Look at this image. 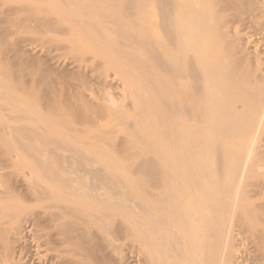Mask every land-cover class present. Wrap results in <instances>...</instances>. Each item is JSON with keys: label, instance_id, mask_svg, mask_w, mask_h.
<instances>
[{"label": "bare ground", "instance_id": "obj_1", "mask_svg": "<svg viewBox=\"0 0 264 264\" xmlns=\"http://www.w3.org/2000/svg\"><path fill=\"white\" fill-rule=\"evenodd\" d=\"M98 1L0 14H26L12 34L77 20L68 45L84 57V43L100 42L130 102L94 101L81 87L70 107L42 103L0 59V109L13 124L0 140L12 169L0 175V264L41 235L49 246L30 256L40 264H110L117 242L134 237L148 264H264V59L248 56L264 46V0ZM83 122L94 126H71Z\"/></svg>", "mask_w": 264, "mask_h": 264}, {"label": "rangeland", "instance_id": "obj_2", "mask_svg": "<svg viewBox=\"0 0 264 264\" xmlns=\"http://www.w3.org/2000/svg\"><path fill=\"white\" fill-rule=\"evenodd\" d=\"M44 1L50 4L54 3V0ZM101 3H103V0L98 1V4ZM9 5L11 7L13 6V9L17 6L27 9H32L37 6L35 0H12ZM10 6L3 4L2 0H0V14L3 11L9 10L7 8ZM53 9V12H55L51 13L53 18L61 15V11H63V8L58 10L53 7ZM25 19L26 14L24 12H19L18 14L12 13L10 15V21L0 18V59L5 61L6 67L15 70L17 73H23L25 81L29 83L31 87L34 86V88H36L39 92L42 103L55 99L58 103H61L66 107H70L75 103L77 91L82 89L81 87H86L85 93L88 96V99H93L94 97V101L96 99L99 100L100 98L106 99L108 101V105H111L110 103L113 102L112 104H116H114L115 107L119 105H130L127 95L129 92L124 88L125 79L122 74H119L117 71L111 69L108 66V63L102 60L99 56L102 52V45L100 42H98L99 44H94V42L90 39L84 43L83 45L85 48H92L91 51H88L84 57L77 56L73 52L70 45H68L69 39L72 37L70 28L73 33V29H75L73 27L75 26V23L78 22L77 20H70L68 25H66L63 30L44 28L37 25L36 22L28 21L25 22L24 26H22L20 34H12L11 21L20 22ZM251 31L252 30H249L247 32L251 33ZM247 32L243 34L244 38L249 36ZM73 34L75 35L76 31ZM250 47L251 48H249V50L251 53L248 55L249 57H260L264 59V46L257 47L253 44ZM80 66L83 68H80ZM30 67L37 70L38 74L32 75L28 70ZM107 79L109 81L108 83L105 82ZM30 89L32 90L33 88ZM45 113H49V111L46 109ZM50 116V118H58L55 113L50 114ZM99 122L102 123V121ZM10 124L13 125L9 117V111L0 109V140L6 131L4 129L11 126ZM16 125L17 124H15V126ZM65 125L70 126L69 123H66ZM123 125L124 124L117 126V129H120ZM71 126L73 128L77 127V130L80 131L83 129L90 130L94 125L88 122H83L71 124ZM254 126L255 125H252L251 127L255 128ZM15 142L16 141L12 143L16 144ZM1 143L2 142L0 141V175L3 176L5 169L7 170L10 166H6L8 163H6V157H3L5 154L2 147L3 144L1 145ZM256 143L264 145V133L261 132L258 134ZM3 169L4 171H2ZM8 171L9 169L5 173H8ZM0 178V182H2L0 183L1 188L5 185V180L7 179L1 176ZM134 178L140 179V176L134 175ZM13 184L15 188L20 186L15 183ZM21 187L23 186L21 185L18 189H22ZM141 187L142 186H138L137 189H141ZM144 188L147 190H141L139 192L141 195H144L146 191L150 190L148 183L144 185ZM249 188L250 187H247V189ZM18 189V192H22V190L24 191V189L20 191ZM39 236L35 237V239ZM40 238H43L44 241H42L47 243L45 242L46 237H42L41 235ZM30 239L28 238L29 241L27 240V242H31V244L38 241L37 239L34 241L32 236ZM42 241L40 240L42 244L40 243L41 245L38 244V246H43L44 243ZM37 243H39V241ZM34 245H32L31 248L29 247L30 245L27 244V250L31 252L33 249L38 247L36 246L37 244L35 246ZM45 245L46 244H44V247ZM48 246L46 247L49 249L50 247ZM117 246L116 251L110 256V264H148L146 260L145 245L137 237L120 240L117 242ZM38 248L36 250H38ZM47 248H45L44 251ZM36 250H34V253H36ZM28 251L25 253L28 254ZM44 251L40 250L42 253H44ZM23 252L22 254L25 255L23 258L25 260L27 259L26 257L30 259V256L35 255L34 253L32 254V252L29 255H26ZM0 255H2L1 252ZM19 255H21V253L18 254L21 262V259L23 258L21 257L22 255ZM18 257L16 256L15 260L17 262L14 260L16 263L13 262V264H18ZM36 257L33 256L31 259H37ZM29 259L26 260L27 262L24 261L23 264H29L31 261ZM34 259L31 262H36L37 264L39 260L37 259V262L36 260L34 261ZM20 264H22V262Z\"/></svg>", "mask_w": 264, "mask_h": 264}]
</instances>
